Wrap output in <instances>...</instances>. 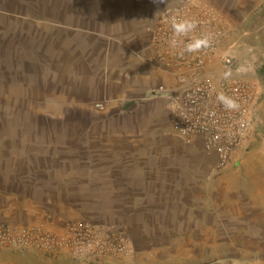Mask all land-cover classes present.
Listing matches in <instances>:
<instances>
[{"label": "rangeland", "instance_id": "374dc122", "mask_svg": "<svg viewBox=\"0 0 264 264\" xmlns=\"http://www.w3.org/2000/svg\"><path fill=\"white\" fill-rule=\"evenodd\" d=\"M215 2L230 39L225 48L234 59V65L227 68L263 90L254 106L252 128L235 162L224 172L214 171V157L204 150L207 159L197 162L196 187L186 191L182 185L173 205L162 208L180 214L167 213L145 222V235L137 238L144 247L137 248L131 239L130 253L113 256L122 258L118 264H264V0ZM61 4L62 0H0V161L34 145L72 149L80 145V135L105 128L104 139L132 136L135 150L155 156L149 158V164L159 170L177 165L181 171L193 169V159L161 156L163 150L184 153L196 149L203 154V149L185 142L178 147L164 139L171 128L151 126L145 116L147 100L113 112L106 106L95 108L97 101L88 111L63 109L58 99L62 79L53 78L51 72L53 57L54 67L61 66L60 58L55 60L63 44L60 25L63 16L66 20L68 16L58 12ZM167 104L165 116L171 127ZM107 116L142 122L117 128L116 122L100 126ZM85 145L98 148L93 138ZM104 217L108 219L110 214ZM99 224L122 227L130 237L125 224ZM19 253L0 247V264H36Z\"/></svg>", "mask_w": 264, "mask_h": 264}, {"label": "crops", "instance_id": "0c3cea01", "mask_svg": "<svg viewBox=\"0 0 264 264\" xmlns=\"http://www.w3.org/2000/svg\"><path fill=\"white\" fill-rule=\"evenodd\" d=\"M215 4V0H62L58 12L68 16L67 20L63 16L60 25L63 44L55 60L60 58L61 66L54 67L53 57L51 72L53 78L62 79L58 99L63 109L88 111L95 101H103L107 110L113 112L120 106L147 100L145 116L151 126L171 128L172 132L164 134V139L181 147L183 141L173 134L166 117L167 100L151 99L148 94L157 84L175 82L185 65L163 63L151 33L168 8L184 6L197 12L204 8L218 11ZM229 41L225 34L221 46L227 47ZM214 63L219 75H237L217 59ZM114 122L117 128L142 121L107 116L99 125L109 127ZM104 130L95 129L93 134L89 130L80 135L82 146L72 149L34 145L1 159L0 220L44 224L57 232L64 231L70 220L116 222L126 225L137 248L144 247L137 238L144 237L145 222L156 221L167 213L180 214L178 210L162 208L173 205L172 199L183 186L186 191L196 187L197 162L204 163L207 159L204 148L200 141H194L185 144L199 145L203 154L196 149L184 153L180 149L159 151L164 158L182 155L194 160L189 172L181 171L177 165L161 168L165 170L160 173L159 167L149 164V158L155 156L135 150L132 136H116L112 141L102 138ZM92 138L98 142L97 149L85 145ZM130 145L133 148L127 147ZM107 214H110L108 219L104 217ZM14 250L36 264H118L122 259L85 261L66 253L50 255L35 247Z\"/></svg>", "mask_w": 264, "mask_h": 264}, {"label": "built area", "instance_id": "2783aa9c", "mask_svg": "<svg viewBox=\"0 0 264 264\" xmlns=\"http://www.w3.org/2000/svg\"><path fill=\"white\" fill-rule=\"evenodd\" d=\"M181 20L193 21L196 26L187 36L176 37L172 23ZM151 34L158 58L168 65L181 63L185 68L172 84L153 86L148 97L166 99L174 134L185 143L200 141L207 155L214 157V171L224 172L235 162L249 136L254 106L263 90L247 78L219 75L213 68L214 59L224 67L234 65L233 55L221 46L226 26L214 9L197 12L184 6L168 8ZM196 39L206 40L205 45L188 51L187 46ZM93 106L101 109L105 103L97 101ZM0 247H35L50 255L66 253L85 261L106 260L133 249L122 227L77 220H70L62 232L44 224L0 220Z\"/></svg>", "mask_w": 264, "mask_h": 264}, {"label": "clouds", "instance_id": "9594fccd", "mask_svg": "<svg viewBox=\"0 0 264 264\" xmlns=\"http://www.w3.org/2000/svg\"><path fill=\"white\" fill-rule=\"evenodd\" d=\"M195 23L190 20H181V21H174L172 23V29L174 32V35L176 37L180 36H187L189 32H191L195 28ZM206 43V40L204 39H196L194 42L190 43L187 46L188 51H195L202 46H204Z\"/></svg>", "mask_w": 264, "mask_h": 264}]
</instances>
